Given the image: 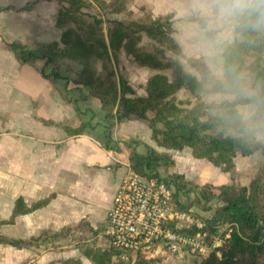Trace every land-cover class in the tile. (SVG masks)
<instances>
[{
    "label": "trees",
    "instance_id": "trees-1",
    "mask_svg": "<svg viewBox=\"0 0 264 264\" xmlns=\"http://www.w3.org/2000/svg\"><path fill=\"white\" fill-rule=\"evenodd\" d=\"M37 1L4 8L31 10ZM55 1V26L62 28L67 25L61 29L58 39L46 42L39 50H32L19 40H2V47L11 51L21 64L33 65L37 59H45L56 67L62 64L72 66L69 69L75 74V83L89 88V94L99 101L111 126L121 120H144L150 129L151 139L163 150L148 146L144 155L130 151L128 159L132 171L145 177L169 180L176 195L180 190H190L193 183L179 173L166 177L158 174L159 169L174 165L170 150L188 147L194 158L206 159L223 172L233 169L237 154L246 156L258 150L264 154L262 141H245L233 136L210 118V111L215 109L210 108L201 97L205 65L197 55L185 56L189 70L182 65L178 58L183 54L182 49L173 35V12L156 16L145 12L142 18L122 20L104 15L123 11V0H93V5L85 0ZM183 18L188 21L193 19L190 14ZM237 34H241L242 38L235 37L229 44L226 53L228 61L238 72L264 82V30H242ZM120 52L129 56L138 67L154 71L145 81L143 95L135 93L127 77L119 70ZM93 59L101 62L102 73L97 72ZM45 77L51 79L50 75ZM181 89L187 90L194 101L180 99L177 93ZM238 106L229 103V107L236 112H239ZM39 120L44 124L53 123L43 118ZM60 126L67 136L84 131L82 123H61ZM198 188L199 200L216 201L215 221H206L208 234L216 233L220 227L227 225L229 236L194 264H264V164L248 185L204 183ZM54 196L55 193H50L31 203L17 196L9 217L0 220V244L33 250L34 257L40 253L38 248L42 241L48 243L42 250L57 251L68 244L80 248L82 255L92 264H112L113 251L91 244L97 237V230L85 218L57 229L42 227L38 233L27 237L1 232L3 224L13 223L17 216L46 206ZM192 204L181 207L187 209ZM224 233L222 231L220 235ZM62 239L69 242L59 243ZM129 257L128 261L118 264L160 262L141 253ZM61 263L83 264L79 258L73 257L65 258Z\"/></svg>",
    "mask_w": 264,
    "mask_h": 264
},
{
    "label": "crops",
    "instance_id": "crops-1",
    "mask_svg": "<svg viewBox=\"0 0 264 264\" xmlns=\"http://www.w3.org/2000/svg\"><path fill=\"white\" fill-rule=\"evenodd\" d=\"M27 1L31 0H0V210L8 212L17 196L31 203L55 193L46 206L20 216L30 226L20 229L21 237L36 234L42 227L60 228L82 218L96 229L105 223L113 197L131 170L129 152L144 155L148 146L158 151L163 148L151 139L144 120H121L111 126L89 88L75 83L73 72L45 59H37L33 65L21 64L2 47V40H19L39 50L46 42L58 39L67 26H55L54 0H38L31 10L4 8L22 6ZM162 2L164 10H158L156 1L150 8L161 13L176 11L173 35L184 56L195 55L184 39L189 22L183 23L182 31L177 27L178 13L181 9L184 14L189 12L190 0ZM135 93L143 95L145 91ZM39 118L53 123L44 124ZM61 123H82L84 131L67 136ZM256 152L237 154L233 170L223 172L206 159L194 158L187 147L171 150L175 163L165 173H179L192 181L195 186L189 190L191 194L198 193L204 183L248 185L254 172L246 168ZM242 172L250 173L247 180L241 177ZM41 247L34 257L33 250L0 245V264H62L61 260L69 257L91 264L81 249L72 245L57 251Z\"/></svg>",
    "mask_w": 264,
    "mask_h": 264
},
{
    "label": "clouds",
    "instance_id": "clouds-1",
    "mask_svg": "<svg viewBox=\"0 0 264 264\" xmlns=\"http://www.w3.org/2000/svg\"><path fill=\"white\" fill-rule=\"evenodd\" d=\"M188 8L193 19L184 39L206 68L204 102L215 109L210 118L233 136L264 141V82L238 72L226 55L238 32L264 30V0H190Z\"/></svg>",
    "mask_w": 264,
    "mask_h": 264
},
{
    "label": "built area",
    "instance_id": "built-area-1",
    "mask_svg": "<svg viewBox=\"0 0 264 264\" xmlns=\"http://www.w3.org/2000/svg\"><path fill=\"white\" fill-rule=\"evenodd\" d=\"M174 195L175 188L169 180L129 170L107 212L104 235L109 248L149 258L171 254L176 260L184 258L189 250L203 255L215 248L218 240L208 243L201 227L190 230L194 226L190 215L175 207ZM228 236L225 233L224 237Z\"/></svg>",
    "mask_w": 264,
    "mask_h": 264
},
{
    "label": "rangeland",
    "instance_id": "rangeland-1",
    "mask_svg": "<svg viewBox=\"0 0 264 264\" xmlns=\"http://www.w3.org/2000/svg\"><path fill=\"white\" fill-rule=\"evenodd\" d=\"M47 1H52V0H47ZM85 1L89 5L94 4L93 0H85ZM123 1L125 3V6H124L125 8L123 11H121L119 13L106 14L104 16L109 17V18H118V19H122V20H128L130 18L131 19L132 18H134V19L142 18L145 12L151 13L153 16H156L159 14H164L161 12H154L150 8V5H152L153 1H156V5L160 6V7H158V10H164L165 6H164V3L162 2V0H123ZM54 2L56 3L55 0H54ZM87 10L93 11L92 8H87ZM55 12H56V10H55ZM169 12H173L174 18L176 17L175 16L176 11L172 10ZM179 12H180V13H178L179 18H182V19L178 18V20H180V21L178 22L177 27H178V31H182L184 29V27H182V25H184L183 23L189 22L188 20H185L183 17L186 15H189V12L186 11L187 13L184 14L183 13L184 9H181ZM175 19H177V18H175ZM64 27H66V26H64ZM235 37L238 39H241L242 35L237 34ZM143 41H145V42L147 41L146 37L143 38ZM178 58L180 59L182 65L186 69L189 70V67L187 66L186 61H185V56L182 54V56H178ZM92 63L95 65L97 72L102 73L101 62L99 60L93 59ZM60 66L64 67L66 71L71 73L69 68L72 66L67 65V64H62ZM118 67H119V70L122 71L123 74L127 77L129 83L135 88L136 92H141L142 89H144V84H145L147 77L151 73L154 72L152 69L147 68V67H138L131 60V58L129 56H126L123 52H120V54H119V65H118ZM177 96L183 100L194 101V97L191 96L189 94V92L187 90H184V89H181L180 91H178ZM201 97L204 99L203 94H201ZM238 109L240 111V105L238 106ZM262 142L264 143V141H262ZM170 152H171V150H170ZM244 159L246 160L247 158H244ZM263 160H264V154L261 150H258L254 154V156H251L249 158V165H248L249 168H246V169L247 170L250 169V170H252V172H254L252 177L254 176V174L258 170V168L262 164H264ZM254 168H257L256 171H253ZM158 174H160V176H162V177L168 176V174L165 173V169H159ZM241 174H242L241 177L242 178L244 177L246 180H247L248 176H250L249 175L250 173L247 175L246 173L243 174V172H242ZM252 177H251V179H252ZM249 182H248V184H249ZM231 184L239 185V184H236L234 182ZM194 186H195L194 183L191 184V187H194ZM197 190L199 191V189H197ZM198 193L195 192V193H193L194 194L193 195V194L189 193V190H187V191L180 190L173 197L175 207H177L179 210H183V211L188 212V214L190 215V218L192 220L191 225L194 224V226L193 225L191 226V229H190L191 231L197 230L195 228H200V227H201V229L205 228L204 231L208 235L207 236V242L211 243L212 240L217 239L218 242L215 243L214 247L220 246L223 243V240L225 239V237H224L225 233L229 232V228L227 225H223L222 227L219 228V230L216 233L208 234L209 229H208L206 221H211V222L215 221L213 215H214V211H215V207H216V203H215L216 201L213 200V201H209V202H204L203 200H199L198 199ZM190 203H193V204L187 209L181 207V206H187ZM12 204H13V202H12ZM10 211H11V209L8 212L0 210V220L9 217ZM196 224H200V226H196ZM104 226H105V223L101 227L96 228L97 237L95 238V240H93V242L91 244L99 246L102 250L113 251L114 254H113V263L112 264H118L122 261H128V259H130L129 256L132 254H120L116 250L109 248L106 236L104 235ZM20 229H30V226L29 225L27 226V221L25 219L24 220L21 219L20 216H17L13 223H5L1 226V232L5 235H11V236H20L21 235ZM55 229H57V228H55ZM222 231L225 232L223 236L220 235V233ZM68 242H69L68 239H62L59 241V243H62V244H67ZM0 245H3V244H0ZM6 246H9V245H6ZM41 246H42L41 249H43V247L45 246L44 241L41 242ZM204 255H206V254L202 255L200 253H196L195 251L189 250L188 253L184 255V258L179 259V260L174 259L175 257L171 254L166 255L164 257H159L156 259L160 260V262H158V264H168V263L194 264L195 262L199 261Z\"/></svg>",
    "mask_w": 264,
    "mask_h": 264
}]
</instances>
